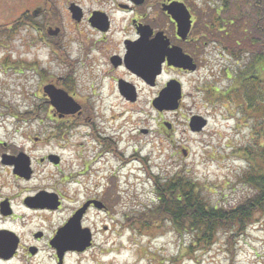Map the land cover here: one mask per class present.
<instances>
[{
  "label": "rangeland",
  "instance_id": "1",
  "mask_svg": "<svg viewBox=\"0 0 264 264\" xmlns=\"http://www.w3.org/2000/svg\"><path fill=\"white\" fill-rule=\"evenodd\" d=\"M227 12L230 14L225 13L226 19L237 12L235 15L240 24L236 34L245 48H248L253 34L255 38L257 34L259 37V30L264 36V0L230 2ZM4 23L5 19L0 23V102H12L21 109H28V104L34 102L32 98L35 104L40 103L35 98L42 93L38 74L45 72L46 75L58 76L60 69L57 64L50 63V53L39 45L34 31L20 29L10 32ZM245 33L249 35L248 41L244 38ZM251 45L256 46L252 40ZM246 54L248 52L240 53L235 59L218 42L207 45L203 54L204 65L193 75L182 79L184 95L175 111L153 108L149 97L154 89L149 90L143 85L140 86L142 96L134 105H124L114 96H105L107 86L99 100L91 96L92 101L87 102L98 112L96 118L94 116L96 124L104 129L108 127L107 133L117 142L114 151L110 149L104 154L101 153L104 146L96 143L92 135L82 136V132L90 134L88 127L71 123L66 124V130L54 129L55 123L73 122L74 119L69 117L64 122L51 116L49 121L46 116L39 115L31 119L34 121L25 123L19 117L0 114V142L6 144L2 149L6 150L10 144L24 146L27 151L34 149L29 152L35 177L26 185L18 182L19 200L26 190L30 192L45 185L53 187L52 184L57 182L64 184L59 172L67 177L70 171L83 170L88 166L90 169L81 179L82 186L68 183L62 188L68 196L82 197L87 191H92L109 198L112 238L117 248L113 260L110 259L111 254L104 257L109 262L264 264V211L253 213L251 223L235 237L234 242L229 243L226 238L230 232H221L213 245L204 249L193 247L189 253L185 250L190 245V238L187 234L180 236L175 233L168 223L139 231L137 226L126 222L127 218L156 202L153 177L172 175L178 170H184L198 182L201 195L212 206H235L250 194L242 185L240 176L248 166L245 149L254 155L252 158L264 153V116L251 109L247 111L244 98L253 95L250 91L244 92L247 87L225 91L235 86L237 73L244 70L249 60ZM5 60L14 62L5 64L10 69L1 68ZM83 80L88 90L82 86L83 92L78 94L96 93L95 86ZM257 96L260 106H256L260 111L264 106V84L258 86ZM195 114L207 119V125L198 132L189 128L190 117ZM141 129H146L147 133H142ZM33 136L42 138V142L32 143ZM66 142L83 143L84 155L88 158L74 162L70 156L74 153L63 148ZM47 152L62 155L63 163L55 166L46 160L39 161L38 157ZM0 178L5 181L6 175Z\"/></svg>",
  "mask_w": 264,
  "mask_h": 264
},
{
  "label": "flooded vegetation",
  "instance_id": "2",
  "mask_svg": "<svg viewBox=\"0 0 264 264\" xmlns=\"http://www.w3.org/2000/svg\"><path fill=\"white\" fill-rule=\"evenodd\" d=\"M224 1L227 0H0V23L5 19V29L34 31L39 45L50 53V63L57 64L60 69L58 76L38 74L42 93L34 97L40 103L35 104L32 98V105L21 109L12 102H0V114L21 119L41 115L49 121L51 116L64 122L69 117L74 121L55 123L54 129L66 130V124L71 123L86 126L90 134L82 132V136L92 135L96 143L104 146L102 154L110 149L114 151L117 142L107 133L108 127L104 129L96 124L94 116L98 112L87 100L92 101L91 96L99 100L107 86L105 96H114L124 105H134L142 96L140 86L143 85L154 89L149 97L154 108L153 100L169 81L176 80L182 86L183 78L193 75L204 65L207 45L216 41L222 47L227 38L230 40L225 28H222L224 33L221 32L223 38L209 31L210 16L218 8L217 3L221 8L225 6ZM180 24L185 28L180 29ZM239 39L236 34L234 51L242 48V39ZM227 47L233 50L231 42ZM176 56L189 61L194 69L175 65L173 58ZM12 63L5 60L1 68L10 69L5 64ZM130 64L133 68H149L151 81L146 82L135 69L129 68ZM83 79L95 86L96 93L78 94L83 92L82 86L88 90ZM46 85L65 91L78 103L79 109L60 116L44 93ZM129 89L133 91V99L126 97ZM183 95L182 86V98ZM31 119L24 122L34 121ZM41 142L42 138L32 137V143ZM4 145L0 142V176L6 175L5 181L0 178V264H113L104 258L111 254L113 260L117 249L112 238L109 198L92 191L82 197L68 196L62 188L68 183L82 186L81 179L90 167L72 170L67 177L59 172L64 184L57 182L53 187L45 185L30 192L26 190L19 200L18 182L26 185L35 177L30 154L34 149L29 152L24 146L10 144L3 150ZM82 146L85 147L83 143L66 142L63 148L74 153L70 156L75 162L88 158ZM19 154L28 159V176H20L15 171ZM52 155L57 158L52 159ZM38 160L58 166L64 158L47 152ZM39 193L42 198L31 201V197Z\"/></svg>",
  "mask_w": 264,
  "mask_h": 264
},
{
  "label": "trees",
  "instance_id": "3",
  "mask_svg": "<svg viewBox=\"0 0 264 264\" xmlns=\"http://www.w3.org/2000/svg\"><path fill=\"white\" fill-rule=\"evenodd\" d=\"M223 8L220 3H217L215 13L211 14L209 21V31L211 35L214 33L221 38L224 31L222 28H228L230 40L222 45L224 50L236 59L240 53L248 52V61L244 70L237 73L232 89L238 91L239 88L247 87L244 92L250 91L252 97L244 98L247 105V111L261 112L264 116V106L262 110H258L260 103L257 101L258 86L264 84V36L259 37L252 35L248 48H245L242 43V48L239 51H234L236 47V32L239 26V21L233 12L232 15L225 18L226 8L229 9V4L234 0L224 1ZM224 11V12H223ZM224 13V14H223ZM230 14V12H226ZM222 30L223 33H219ZM249 31V33H251ZM258 33V31H257ZM244 38L248 41V33L244 34ZM239 39V38H238ZM240 40V39H239ZM251 40L256 46L251 45ZM246 41V43H247ZM232 43L233 50H230L228 43ZM226 47L228 49H226ZM254 90V91H252ZM257 90V92H256ZM229 96V95H226ZM255 102V105H254ZM246 110V106H245ZM21 118V117H19ZM23 120H29L30 117H23ZM247 156V168L240 176V181L245 186L250 194L243 198L237 205L230 207L212 206L206 202L201 195V187L198 182L188 176L184 170H178L172 175H162L153 177L155 187L156 202L150 208L139 212L136 215L126 219L128 225L137 226V230H151L153 227H159L161 224L168 223L172 226L175 233L182 236L187 234L190 238V245L185 250L189 253L193 247L204 249L208 245H213L215 238L221 232H230L226 238L228 242H234L235 237L241 234L245 227L251 223L252 215L256 211H264V153L258 154L255 158L249 149H245ZM232 230V231H231Z\"/></svg>",
  "mask_w": 264,
  "mask_h": 264
},
{
  "label": "water",
  "instance_id": "4",
  "mask_svg": "<svg viewBox=\"0 0 264 264\" xmlns=\"http://www.w3.org/2000/svg\"><path fill=\"white\" fill-rule=\"evenodd\" d=\"M183 24H180L179 28L182 29ZM185 28V27H184ZM173 63L177 66H182L184 68L194 69L193 65L189 64V61L182 59L180 56L173 58ZM130 69H135L139 75H141L146 82H150L152 75H150V69L146 67H135L133 64L129 65ZM44 93H46L49 98L52 106L60 113V116L65 114L75 113L79 109L78 103L73 99L67 96L66 92L62 89H56L53 85H46L44 87ZM132 89L128 90V99H133ZM181 99V84L176 80H171L167 83L166 87L163 88L158 97H156L152 104L155 109L162 110H175L179 107V102ZM207 124L206 118L201 115H192L189 120V128L191 131H201ZM143 133H146L147 130L142 129ZM52 159L57 158V156L52 155ZM57 162V160H53ZM15 171L20 176H28L30 174L29 162L27 157L24 154H19L17 162L15 164ZM42 198V193L37 194L36 197H31V201H38ZM75 243V242H74Z\"/></svg>",
  "mask_w": 264,
  "mask_h": 264
}]
</instances>
